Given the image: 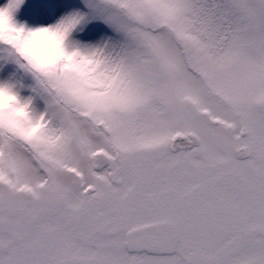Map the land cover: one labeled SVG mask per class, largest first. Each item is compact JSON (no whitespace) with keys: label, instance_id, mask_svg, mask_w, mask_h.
Wrapping results in <instances>:
<instances>
[{"label":"snow or ice","instance_id":"6c2138e0","mask_svg":"<svg viewBox=\"0 0 264 264\" xmlns=\"http://www.w3.org/2000/svg\"><path fill=\"white\" fill-rule=\"evenodd\" d=\"M0 264H264V0H0Z\"/></svg>","mask_w":264,"mask_h":264}]
</instances>
